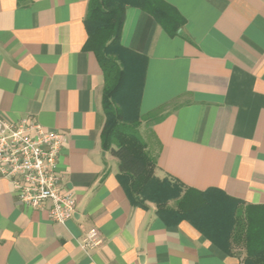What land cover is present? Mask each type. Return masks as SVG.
Here are the masks:
<instances>
[{"label":"crops","instance_id":"1","mask_svg":"<svg viewBox=\"0 0 264 264\" xmlns=\"http://www.w3.org/2000/svg\"><path fill=\"white\" fill-rule=\"evenodd\" d=\"M162 1L184 19L177 36L134 7L120 36L147 59L140 117L164 108L149 126L153 146L144 141L154 176L264 206V0ZM88 2L0 0V122L64 135L58 172L76 200L58 225L0 178V264H242L244 254L228 255L188 222L166 225L156 201L139 208L126 197L101 147L104 80L83 49ZM90 228L102 244L86 250Z\"/></svg>","mask_w":264,"mask_h":264},{"label":"trees","instance_id":"2","mask_svg":"<svg viewBox=\"0 0 264 264\" xmlns=\"http://www.w3.org/2000/svg\"><path fill=\"white\" fill-rule=\"evenodd\" d=\"M127 7L152 16L169 37L177 36L184 24L180 14L162 0L88 2L83 49L93 53L103 75L101 147L117 160L120 186L135 207L146 208L145 200L156 201V214L166 225L186 221L228 255L232 256V244L242 246V264H264V206L245 205L213 189L197 191L155 178L156 156L147 149L138 127L142 121L151 126L162 120L164 108L139 115L147 59L120 43ZM131 104L134 117L125 111Z\"/></svg>","mask_w":264,"mask_h":264},{"label":"built area","instance_id":"3","mask_svg":"<svg viewBox=\"0 0 264 264\" xmlns=\"http://www.w3.org/2000/svg\"><path fill=\"white\" fill-rule=\"evenodd\" d=\"M64 135L46 131L34 121L0 122V178L8 180L18 203L36 211L46 210L58 225L72 219L76 200L62 189L58 165ZM102 244L90 228L80 245L91 250Z\"/></svg>","mask_w":264,"mask_h":264},{"label":"rangeland","instance_id":"4","mask_svg":"<svg viewBox=\"0 0 264 264\" xmlns=\"http://www.w3.org/2000/svg\"><path fill=\"white\" fill-rule=\"evenodd\" d=\"M132 104L127 105V107L125 108V111L130 115V117H134V114H135V113H132L131 115V112L134 110V106H132ZM147 124L148 123L142 121L140 126L138 127V132L144 141L151 143L153 146V141H152V138L149 132L150 131L149 126ZM231 250L234 251L235 255L245 254V253H240L241 251L239 250V247H237V245H234V244H232Z\"/></svg>","mask_w":264,"mask_h":264}]
</instances>
